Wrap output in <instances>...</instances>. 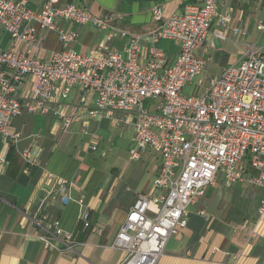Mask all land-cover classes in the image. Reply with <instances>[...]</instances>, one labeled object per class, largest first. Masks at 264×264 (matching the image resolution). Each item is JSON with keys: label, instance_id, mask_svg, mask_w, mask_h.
Returning <instances> with one entry per match:
<instances>
[{"label": "built area", "instance_id": "built-area-1", "mask_svg": "<svg viewBox=\"0 0 264 264\" xmlns=\"http://www.w3.org/2000/svg\"><path fill=\"white\" fill-rule=\"evenodd\" d=\"M60 1L46 0L40 10H34L25 0H0V27L10 38L9 47L0 50V134L7 142H17L20 133L11 130V123L22 110L51 114L62 132L69 131L83 112L90 118L109 114L115 126H132L129 158L137 161L150 149L161 161L153 191L135 197L110 248L123 252L120 264H158L167 240L186 226L189 207L215 184L218 174L227 182L241 181V164L247 160L256 171L249 180L264 187V56L250 47L237 63L210 77L203 90L184 94V86L206 66L196 51L210 35L225 38L223 30H211L213 20H230L219 12V0H197L168 17L154 6L151 12L160 25L146 35L150 45L145 62L141 61L144 36L125 31L120 35L129 39L122 52L110 50L106 42L88 53L68 47L75 34L58 29L56 18L110 30L108 40L116 29L111 15H95L76 3L58 5ZM31 23L58 31L61 48L48 61L20 49L38 39ZM257 28L264 25L259 23ZM231 31L239 33L238 28ZM161 41L177 47L171 64ZM26 75L34 78V87L32 96L22 99L16 84ZM74 86L94 94V104L85 107L82 97L67 113L62 99ZM145 99L151 100L147 107ZM113 112L120 117H112ZM22 158L26 169L38 164L29 150L22 152ZM57 190L66 204L65 180H58ZM86 219L85 215L82 220ZM60 233L57 228L51 232L55 237ZM62 243L72 248V234H65Z\"/></svg>", "mask_w": 264, "mask_h": 264}, {"label": "crops", "instance_id": "crops-1", "mask_svg": "<svg viewBox=\"0 0 264 264\" xmlns=\"http://www.w3.org/2000/svg\"><path fill=\"white\" fill-rule=\"evenodd\" d=\"M25 1L28 7L40 10L46 0ZM117 1L61 0L58 5L76 3L95 15H111V25L116 29L108 40L110 30L56 18L58 29L75 34L68 47L88 53L106 42L110 50L122 52L129 39L120 35L125 31L144 36L141 61L145 62L150 45L146 35L160 25L152 8L160 6L163 17H168L197 0L129 1L123 12L113 9ZM218 10L229 15L230 20H213L211 30H223L225 38L210 35L207 44L196 51L206 64L213 61L220 68L216 75L237 63L250 47L264 56V28H257L259 23L264 25V0H219ZM32 24L38 39L20 49L48 61L61 48L58 31ZM232 28H238L239 33L234 34ZM9 45L10 38L0 27V50ZM160 45L171 64L177 47L170 41H161ZM33 87L34 78L26 75L16 84L17 94L22 99L30 98ZM82 97L85 107L94 104V94L72 87L62 99L65 111L70 113ZM111 116L120 117V113L113 112ZM119 126L113 124L109 114L90 118L85 112L67 132L59 129L51 114L22 110L12 119L11 130L20 133L17 142H7L0 134V264L121 263L123 252L110 248V243L135 197L153 191L161 160L156 152L147 149L137 162H132L127 149L133 127L118 128L116 133L111 130ZM25 150L37 159V166L25 168ZM99 150L96 158L94 152ZM241 169L243 180L227 182L218 174L215 184L196 198L189 207L186 226L167 240L158 264H264V187L249 180L256 171L248 167L247 160ZM61 179L67 184L66 204L57 190ZM85 215L91 229L75 234ZM54 228L61 232L57 237L51 234ZM65 234H72V248L63 245Z\"/></svg>", "mask_w": 264, "mask_h": 264}, {"label": "rangeland", "instance_id": "rangeland-1", "mask_svg": "<svg viewBox=\"0 0 264 264\" xmlns=\"http://www.w3.org/2000/svg\"><path fill=\"white\" fill-rule=\"evenodd\" d=\"M110 1L113 2L115 0H110ZM77 2H78V0H77ZM118 2H123V4H126L125 5L126 7L125 8H124V6L121 7L122 5H120ZM128 2L129 1H126V0H121V1L118 0L115 3V6L113 7V9H115L116 12H123V10H125L127 8V6H128V4H129ZM219 69L220 68L217 67L216 64L213 61H208L206 66H205V68L201 71V73L199 75H197L193 79L192 83L187 84V85L184 86L183 93L184 94H191V93L196 92V91L200 92L208 84V79L211 76L216 75L219 72ZM150 101H151L150 99H145L144 102H143L144 106L147 107L150 104ZM155 103H158V100L155 101ZM126 126H129V125H122V126H119V127H116V128L114 127L113 129L111 128V130L116 133L119 129H121L122 127H126ZM128 149H127V152H128ZM125 150H126V148H125ZM100 153H101V150L96 151V152H94V156L96 158H98L100 156ZM131 161L132 162H137L138 160L137 161L131 160Z\"/></svg>", "mask_w": 264, "mask_h": 264}, {"label": "trees", "instance_id": "trees-1", "mask_svg": "<svg viewBox=\"0 0 264 264\" xmlns=\"http://www.w3.org/2000/svg\"><path fill=\"white\" fill-rule=\"evenodd\" d=\"M155 1H160V0H155ZM88 219V218H87ZM87 219L86 220H80L76 229H75V234L79 232V230L82 229V231L88 233L91 227L87 224Z\"/></svg>", "mask_w": 264, "mask_h": 264}, {"label": "water", "instance_id": "water-1", "mask_svg": "<svg viewBox=\"0 0 264 264\" xmlns=\"http://www.w3.org/2000/svg\"><path fill=\"white\" fill-rule=\"evenodd\" d=\"M126 1H153V0H126Z\"/></svg>", "mask_w": 264, "mask_h": 264}]
</instances>
